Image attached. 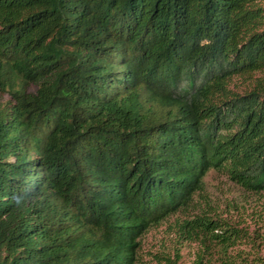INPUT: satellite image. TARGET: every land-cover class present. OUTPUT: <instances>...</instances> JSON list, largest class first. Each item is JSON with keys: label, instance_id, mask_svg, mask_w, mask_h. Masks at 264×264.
<instances>
[{"label": "trees", "instance_id": "1", "mask_svg": "<svg viewBox=\"0 0 264 264\" xmlns=\"http://www.w3.org/2000/svg\"><path fill=\"white\" fill-rule=\"evenodd\" d=\"M263 69L264 0H0V264H137L170 217L194 264H264L202 194L264 198V79L227 86Z\"/></svg>", "mask_w": 264, "mask_h": 264}, {"label": "rangeland", "instance_id": "2", "mask_svg": "<svg viewBox=\"0 0 264 264\" xmlns=\"http://www.w3.org/2000/svg\"><path fill=\"white\" fill-rule=\"evenodd\" d=\"M257 78L264 79V69L255 71L248 77L233 76L227 86L233 91L241 92L250 88ZM29 89L32 90L33 87ZM6 98L5 93H0V101ZM203 180L202 194L206 196L213 211L248 233V236L236 245L235 250L247 252V256L254 254L264 258V198L244 190L214 170H210ZM194 199L200 200L198 195ZM198 206L205 207L206 203L200 201ZM174 218L170 217L143 235L141 259L137 264H163L156 261L153 253L165 252L172 257L175 248L179 254L177 264H194L198 245L196 242L176 239L172 231ZM205 264H220L217 254L212 252Z\"/></svg>", "mask_w": 264, "mask_h": 264}]
</instances>
